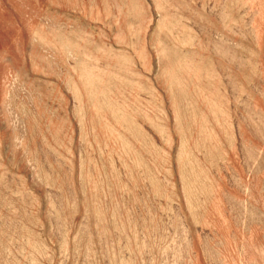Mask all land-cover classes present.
Segmentation results:
<instances>
[{
    "label": "rangeland",
    "instance_id": "obj_1",
    "mask_svg": "<svg viewBox=\"0 0 264 264\" xmlns=\"http://www.w3.org/2000/svg\"><path fill=\"white\" fill-rule=\"evenodd\" d=\"M0 264H264V0H0Z\"/></svg>",
    "mask_w": 264,
    "mask_h": 264
}]
</instances>
